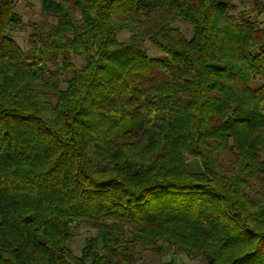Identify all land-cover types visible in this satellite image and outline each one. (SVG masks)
I'll list each match as a JSON object with an SVG mask.
<instances>
[{"label": "trees", "instance_id": "1", "mask_svg": "<svg viewBox=\"0 0 264 264\" xmlns=\"http://www.w3.org/2000/svg\"><path fill=\"white\" fill-rule=\"evenodd\" d=\"M16 7L0 0V264H264L261 21L233 0H41L30 25ZM76 226L96 232L80 256Z\"/></svg>", "mask_w": 264, "mask_h": 264}, {"label": "rangeland", "instance_id": "2", "mask_svg": "<svg viewBox=\"0 0 264 264\" xmlns=\"http://www.w3.org/2000/svg\"><path fill=\"white\" fill-rule=\"evenodd\" d=\"M17 7L16 12L22 17L23 21L27 24H32L35 22L41 21V0H16ZM234 4L237 6L236 14L247 10L249 16L252 19H258L261 21L262 27H264V14L258 16V12L252 8L251 4H243L239 0H233ZM178 28L184 32L187 37H191L193 35V28L188 24L182 23L177 25ZM30 34V29H27L24 32H16L13 33V38L17 41V43L23 48H27L28 43V36ZM120 40H127L128 34L127 32H122L119 35ZM147 52L149 55L153 57H161L163 56V52L157 50L153 47L149 42L145 45ZM73 62L76 66H81L85 63L83 58H72ZM67 75H63L62 79H66ZM65 87V84H63ZM188 164L191 170L195 172H201L203 170L202 164L199 159L197 158H189L188 157ZM73 239L70 243V249L75 256H80L81 251L85 245V242L88 238L94 236L96 232L92 229L76 226L72 228ZM172 257L179 263V264H204L201 260L191 259L187 255L183 253H178L174 249H169L167 252L163 253L161 256L156 255L152 252L147 253V258L153 264H166L168 260Z\"/></svg>", "mask_w": 264, "mask_h": 264}]
</instances>
